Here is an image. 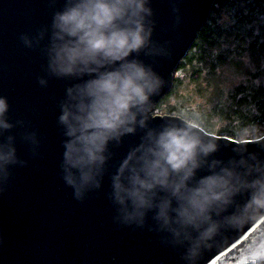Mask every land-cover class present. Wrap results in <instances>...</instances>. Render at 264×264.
I'll return each mask as SVG.
<instances>
[{
  "label": "clouds",
  "instance_id": "clouds-1",
  "mask_svg": "<svg viewBox=\"0 0 264 264\" xmlns=\"http://www.w3.org/2000/svg\"><path fill=\"white\" fill-rule=\"evenodd\" d=\"M55 3V0H52ZM150 0H65L49 28L34 36L22 34L25 47L42 49L46 71L57 79L79 81L67 87L58 123L66 139L62 179L74 198L101 188L110 143L144 130L112 176L109 198L116 206L114 220L124 226H146L153 213L162 243L183 248L185 264H198L217 237L264 219V160L247 147L235 146L239 157L227 162L213 158L217 138L183 116L149 127L151 97L163 78L139 57L158 56L162 48L152 40L155 21ZM167 55V53H166ZM38 83L46 87L41 77ZM7 97L0 96V195L9 188L15 167H26L18 156L14 128L30 146L40 145L35 131L23 120L9 122ZM264 150V143H255ZM200 170L208 174L197 178ZM237 197H246L243 203ZM238 264H264V234L251 239Z\"/></svg>",
  "mask_w": 264,
  "mask_h": 264
},
{
  "label": "water",
  "instance_id": "water-1",
  "mask_svg": "<svg viewBox=\"0 0 264 264\" xmlns=\"http://www.w3.org/2000/svg\"><path fill=\"white\" fill-rule=\"evenodd\" d=\"M214 1L150 0L155 21L152 40L163 51L155 57L143 53L130 57L151 65L163 78L158 93L151 97L149 127L158 128L179 118L155 116L153 111L173 87L177 65L208 19ZM64 2L0 0V96L8 99L9 122L23 120L40 141L38 155L32 156L30 146L19 135L24 129L17 127L8 133L16 135L18 156L28 163L13 169L11 184L0 195V264H185L181 259L185 249L166 246L161 241L167 234L150 230L155 228L153 213L148 214L144 228L114 220L117 212L109 198L111 178L128 152L141 143L144 130L124 136L120 144H109L101 188L89 192L83 202L74 198V190L62 179L66 137L58 123L60 103L67 87L79 81L49 76L42 51L47 36L32 49L25 47L20 37L34 36L46 26L50 32L53 14L63 9ZM41 77L48 81L46 87L38 83ZM210 135L220 145L213 158L225 162L238 159L233 148L241 146L264 160V150L255 144L264 143V136L236 141ZM207 174V170H200L197 178ZM245 198L237 197L241 203ZM261 234L264 219L240 231H228L203 252L198 264H238L244 246Z\"/></svg>",
  "mask_w": 264,
  "mask_h": 264
},
{
  "label": "trees",
  "instance_id": "trees-1",
  "mask_svg": "<svg viewBox=\"0 0 264 264\" xmlns=\"http://www.w3.org/2000/svg\"><path fill=\"white\" fill-rule=\"evenodd\" d=\"M228 55L229 62L247 56L256 65L246 69L248 81L230 91L229 106L219 101L218 114L229 117L232 128L219 133L241 140L249 134L254 136L251 140L260 139L264 136V0H215L197 38L179 61L166 96L181 82L180 70L186 69L195 80L224 64ZM235 64L239 68L241 62Z\"/></svg>",
  "mask_w": 264,
  "mask_h": 264
},
{
  "label": "rangeland",
  "instance_id": "rangeland-1",
  "mask_svg": "<svg viewBox=\"0 0 264 264\" xmlns=\"http://www.w3.org/2000/svg\"><path fill=\"white\" fill-rule=\"evenodd\" d=\"M231 59L232 61L229 62L228 55L224 64L208 73L207 71L201 73L195 80L188 76L186 69L180 70L178 73L181 82L175 86L171 95L163 96L156 103L153 115L183 116L196 121L208 133L215 136L229 137L236 141L253 139L254 136L251 134L246 137L247 139L241 140L240 138L236 139L234 136L219 133L221 129L232 130L229 117L218 114L219 101L223 105L229 106L230 91L236 86L247 82L250 76L246 69L256 65L253 60L249 62L247 56H244L242 60L238 58ZM237 62H241L239 68L235 64ZM213 109L217 112H213ZM207 120L208 124L206 123Z\"/></svg>",
  "mask_w": 264,
  "mask_h": 264
}]
</instances>
